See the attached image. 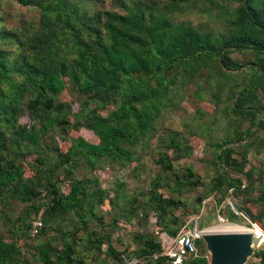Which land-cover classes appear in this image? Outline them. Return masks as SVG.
I'll list each match as a JSON object with an SVG mask.
<instances>
[{"label":"trees","instance_id":"1","mask_svg":"<svg viewBox=\"0 0 264 264\" xmlns=\"http://www.w3.org/2000/svg\"><path fill=\"white\" fill-rule=\"evenodd\" d=\"M10 1L35 9L38 16L22 27H8L0 0V212L5 223H10L11 201L25 205L11 222L9 240L0 233V264H28L17 241L46 238L50 232L54 238L36 244L33 264H122L125 258L160 255L156 235H135L138 249L131 253L118 252L112 236L119 222L147 220L153 213L158 232L175 238L184 225L175 212L184 203L165 197L163 188L181 195L203 186L193 214L211 195H219L221 204L230 190L246 192L251 201L244 212L252 222L264 219V187L251 198L254 178L245 169L246 150L258 132L264 139V0ZM193 13L215 19L220 31L180 20ZM235 52L251 55L248 70L231 58ZM193 84V97L206 94L214 113L229 124L221 141L206 145L213 154L209 184L190 167H174L192 147L168 134L157 138L155 162L162 175L153 179L143 200L128 197L122 182L114 183L110 197L97 178L75 174L80 167L93 172L103 165L138 166L164 112L175 109ZM67 86L81 99L75 111L71 102L57 99ZM107 107L113 110L103 116L100 111ZM81 128L98 143L67 140L71 130ZM206 134L211 137L210 130ZM47 138L53 145H44ZM65 141L68 148L61 152L59 143ZM32 155L34 163H26ZM105 200L111 209L107 223L96 210ZM250 202L261 204L260 212L252 214ZM39 211L43 227L31 236L34 218L29 217ZM254 256L264 264V251ZM208 263L199 254L183 264ZM143 264L170 263L157 257Z\"/></svg>","mask_w":264,"mask_h":264},{"label":"rangeland","instance_id":"2","mask_svg":"<svg viewBox=\"0 0 264 264\" xmlns=\"http://www.w3.org/2000/svg\"><path fill=\"white\" fill-rule=\"evenodd\" d=\"M106 2L108 0H105ZM107 4V3H106ZM105 4V5H106ZM107 6V5H106ZM2 16L6 20L8 27H22L24 23L33 22L37 19V11L32 8L22 7L10 0H4L1 4ZM180 20L190 21L192 25L205 29H213L220 31L221 26L218 21L208 17L206 14L193 13L182 16ZM231 58L239 62L243 66V71L248 70V65L251 61V55L248 53L235 52L231 54ZM203 85V81L200 83ZM196 85H190L186 89L185 96L180 104L173 110L164 112L158 132L155 138L152 139L150 148L141 153V161L138 166L131 164L125 168H118L112 165H103L93 172L89 171L86 167H80L75 174L78 177H95L99 181V188L109 192V196L112 197V187L115 182H122L125 184V194L129 196H137L139 200H143L150 187V183L154 178L162 175L160 167L156 164L157 159V138L159 136L168 134L174 137H181L185 139L192 147V153L190 156L174 162L176 169L184 167H190L197 176L200 177L203 184H209L211 178L214 176V170L211 165L213 160V154L211 149L207 148V143L221 141L224 134L229 133V124L222 115H216L214 113V106L205 96L203 99H197L193 97V93L196 90ZM206 92L213 91V89L204 88ZM61 102H71L73 110H77L80 98L75 92L67 86L57 97ZM264 104V99H263ZM113 107H107L105 110L100 111L103 116H106L108 112L112 111ZM202 115V117L200 116ZM28 120L22 119L25 123ZM248 123H245L242 127L245 129ZM210 130V136H207V130ZM261 133H257V139L255 143L246 150L247 164L245 169L252 171V177L254 178L252 187L251 198L257 197L258 188L264 187V139L261 138ZM80 137L91 144H97L98 138L94 136L88 130L81 128L78 131L71 130L67 137L70 138ZM44 145H53L47 138ZM68 141L59 143V150L65 152L68 148ZM241 148H236V151H241ZM170 153V152H169ZM36 155H32L25 158L26 163H34ZM136 166L135 170L133 169ZM27 169V167H26ZM27 175H30L27 169ZM231 177L235 175L230 174ZM253 180V179H252ZM61 190L63 193L69 192V187L66 182L61 184ZM204 191L203 186H199L190 192L183 193L181 195L171 194L167 189L163 188L162 193L165 197L173 196L180 199L184 203V207L179 208L176 212V216H180L184 225L187 227H193L196 223L200 231L215 230L228 226L238 229L249 231L254 229L255 226L259 227L261 233L264 234V219L260 222H252L249 216L244 212L243 206L246 202L251 201L248 194L238 193L233 194L232 190L228 191L221 204L217 203L219 195H211L206 198L200 205L197 214H193L196 207V197L201 195ZM240 208V209H239ZM248 208L252 214L260 212L262 209L261 204L250 202ZM98 215L102 216L104 222L107 223L111 220L110 207L107 200L101 206L96 208ZM25 211V205L18 201H11L7 209V215L9 218V224L5 223L0 212V233L3 238L9 240V229L11 228V222L18 216L22 215ZM42 211L32 213L29 220H32L38 216ZM221 219H224L222 222ZM156 219L153 213H149L148 219H142L141 216L134 218L131 223L119 222L117 230L114 231L112 240L113 247L118 252L127 251L129 253L135 252L138 249V245L134 238L137 234H153L162 243L171 239L163 232H158L156 227ZM229 224V225H228ZM238 228V229H235ZM180 229V230H181ZM179 230V231H180ZM54 238V233L50 232L46 238H31L18 240L17 245L21 248L24 258L28 264H33L32 255L34 253L35 246L38 242L49 240ZM264 239L261 240V243ZM260 243V244H261ZM198 254H203L208 257L209 254L206 251L203 240H198L196 243ZM264 251V243L259 246L255 251ZM189 259V258H188ZM187 259V260H188ZM90 263V261L88 260ZM259 259L252 255L246 262V264H258ZM93 264H104V262H98Z\"/></svg>","mask_w":264,"mask_h":264},{"label":"water","instance_id":"3","mask_svg":"<svg viewBox=\"0 0 264 264\" xmlns=\"http://www.w3.org/2000/svg\"><path fill=\"white\" fill-rule=\"evenodd\" d=\"M201 239L209 254L208 264H246L260 240L247 231H201Z\"/></svg>","mask_w":264,"mask_h":264},{"label":"built area","instance_id":"4","mask_svg":"<svg viewBox=\"0 0 264 264\" xmlns=\"http://www.w3.org/2000/svg\"><path fill=\"white\" fill-rule=\"evenodd\" d=\"M223 222L224 219H221ZM43 227L42 212L31 222L30 235L36 236ZM201 239V231L197 223L193 227L184 226L175 238L162 242L160 255L145 256L142 258H125L122 264H143L146 260H156L165 257L170 264H183L188 258L199 256L196 243Z\"/></svg>","mask_w":264,"mask_h":264},{"label":"bare ground","instance_id":"5","mask_svg":"<svg viewBox=\"0 0 264 264\" xmlns=\"http://www.w3.org/2000/svg\"><path fill=\"white\" fill-rule=\"evenodd\" d=\"M228 225H229V224H228ZM225 228H229V229L232 230V231H233V229H234V228H232V227L230 228V227H228V226H225ZM234 231H235V230H234ZM247 232H250V233L254 234L256 237H259V239H260V240H259V243H258L259 246H261V245L264 243V242L261 243V240L264 239V234L260 232L259 227L255 226L254 229L249 230V231H247ZM260 243H261V244H260Z\"/></svg>","mask_w":264,"mask_h":264},{"label":"crops","instance_id":"6","mask_svg":"<svg viewBox=\"0 0 264 264\" xmlns=\"http://www.w3.org/2000/svg\"><path fill=\"white\" fill-rule=\"evenodd\" d=\"M235 229H238V228H235ZM216 231H219V232H232V230H230L229 228H224V227H221L219 229H217ZM234 231V230H233ZM237 231H244V230H237ZM204 232H215V230H209V231H204Z\"/></svg>","mask_w":264,"mask_h":264}]
</instances>
